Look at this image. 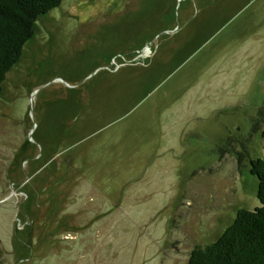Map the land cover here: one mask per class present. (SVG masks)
I'll return each mask as SVG.
<instances>
[{"label": "rangeland", "instance_id": "rangeland-1", "mask_svg": "<svg viewBox=\"0 0 264 264\" xmlns=\"http://www.w3.org/2000/svg\"><path fill=\"white\" fill-rule=\"evenodd\" d=\"M264 0H62L0 93V264H188L259 207Z\"/></svg>", "mask_w": 264, "mask_h": 264}, {"label": "trees", "instance_id": "trees-1", "mask_svg": "<svg viewBox=\"0 0 264 264\" xmlns=\"http://www.w3.org/2000/svg\"><path fill=\"white\" fill-rule=\"evenodd\" d=\"M61 3L62 0H0V93L7 73L33 37L37 19ZM260 113L264 115V107ZM249 169L258 179L259 207L239 209L233 223L217 240L191 250L188 264H264V157L252 159Z\"/></svg>", "mask_w": 264, "mask_h": 264}]
</instances>
